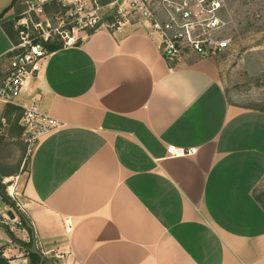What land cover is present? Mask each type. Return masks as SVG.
<instances>
[{
  "label": "crops",
  "instance_id": "0c3cea01",
  "mask_svg": "<svg viewBox=\"0 0 264 264\" xmlns=\"http://www.w3.org/2000/svg\"><path fill=\"white\" fill-rule=\"evenodd\" d=\"M24 9L0 19V70ZM219 65L169 60L134 24L102 29L52 51L21 106L2 105L3 122L37 99L64 123L35 146L22 187L44 264H264V111L230 104ZM180 147L197 152L174 156ZM14 234L32 240L26 227ZM0 248L32 264L5 226Z\"/></svg>",
  "mask_w": 264,
  "mask_h": 264
},
{
  "label": "built area",
  "instance_id": "2783aa9c",
  "mask_svg": "<svg viewBox=\"0 0 264 264\" xmlns=\"http://www.w3.org/2000/svg\"><path fill=\"white\" fill-rule=\"evenodd\" d=\"M228 0H27L26 7L13 19L18 40L0 70V102L21 106L19 100L28 82L37 78L51 46H78L102 29L116 30L125 25L147 29L158 40L169 60L187 54L212 56L230 46L224 35L223 12ZM20 123L27 141L36 146L42 136L64 125L46 113L34 99L23 106ZM3 119L0 117V130ZM174 156L194 155L197 148H175ZM17 219V218H15ZM15 219L9 218L7 224ZM19 228H24L17 219ZM66 231L72 219H64Z\"/></svg>",
  "mask_w": 264,
  "mask_h": 264
},
{
  "label": "rangeland",
  "instance_id": "374dc122",
  "mask_svg": "<svg viewBox=\"0 0 264 264\" xmlns=\"http://www.w3.org/2000/svg\"><path fill=\"white\" fill-rule=\"evenodd\" d=\"M26 2H18L17 7L24 9ZM223 19L224 35L231 42L228 48L214 55L220 64V84L230 104L264 111V0H228ZM2 105L0 102V109ZM13 110L0 130V179L11 201L6 202L0 197V209L3 210L6 204L8 211L22 220L20 212L23 213L25 208L22 187L35 146L27 141L20 124L23 113L19 116ZM255 194L264 203V181L256 188ZM8 211L0 214V224L15 233L19 228L18 221L15 219L7 224L11 218Z\"/></svg>",
  "mask_w": 264,
  "mask_h": 264
},
{
  "label": "trees",
  "instance_id": "16d2710c",
  "mask_svg": "<svg viewBox=\"0 0 264 264\" xmlns=\"http://www.w3.org/2000/svg\"><path fill=\"white\" fill-rule=\"evenodd\" d=\"M21 1H23V0H13V2H12V4L10 5V6H8L1 14H0V19L2 18V16L4 15V13L5 12H7L15 3L17 4L18 2H21ZM12 26V25H11ZM12 30H14V25H13V27H12ZM51 48H52V50L54 51V50H57V49H59L60 48V45L58 44V45H54V46H51ZM12 106V105H11ZM255 109V108H254ZM260 110V109H259ZM9 111V109L7 108L6 109V112H8ZM13 111H15V112H18L19 113V116L21 115V113H23V108H21V107H18V106H14V110ZM11 112V111H10ZM9 112V113H10ZM9 113H7V117H8V115H9ZM23 115V114H22ZM21 115V116H22ZM0 196L6 201V202H9V203H11V201H10V199H9V197H8V195L5 193V191H4V188H3V185H2V181H1V179H0ZM255 198H256V200L264 207V203H263V201H262V199H261V197L260 196H257L256 194H255ZM23 214V213H22ZM24 215V214H23ZM25 216V215H24ZM26 217V216H25ZM22 222H23V224H24V226L27 228V229H29L28 227H27V225H26V222H25V220H24V218L22 217ZM0 226H2L1 224H0ZM8 232H9V235L11 236V238L13 239V241H15V242H17L18 244H20L21 246H23V247H25L28 251H29V255H30V257L32 258L31 260H32V264H38L39 262H40V256L39 255H37V254H35V253H32L31 251H30V248H31V246H32V240L31 241H29V242H26V241H23V240H21V239H19V238H17V236L8 228ZM0 264H11L10 263V259L9 258H7L4 254H3V249H1L0 248Z\"/></svg>",
  "mask_w": 264,
  "mask_h": 264
},
{
  "label": "water",
  "instance_id": "95a60500",
  "mask_svg": "<svg viewBox=\"0 0 264 264\" xmlns=\"http://www.w3.org/2000/svg\"><path fill=\"white\" fill-rule=\"evenodd\" d=\"M20 213H21V216L24 218L27 227L31 230V233H32V246L30 248V251L41 257L40 262L38 264H44L45 263V256L42 254L41 250L38 248L34 226L31 223V221L22 214V212H20ZM8 214L10 215V217L12 219L16 218V215L11 210L8 211Z\"/></svg>",
  "mask_w": 264,
  "mask_h": 264
}]
</instances>
